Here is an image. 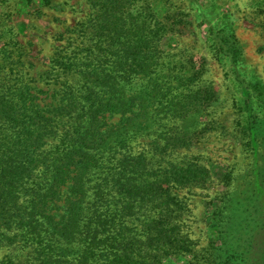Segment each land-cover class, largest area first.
<instances>
[{"label": "trees", "instance_id": "obj_1", "mask_svg": "<svg viewBox=\"0 0 264 264\" xmlns=\"http://www.w3.org/2000/svg\"><path fill=\"white\" fill-rule=\"evenodd\" d=\"M83 1L89 12L56 37L48 90L33 83L16 35L0 42V264H162L178 253L216 264L181 229L182 191L204 188L212 170L163 159L212 129L185 126L217 101L204 61L163 50L166 26L140 0ZM251 3L264 33V0ZM208 38L237 88L249 159L222 172L221 194L245 199L255 179L252 201L263 212L264 84L243 67L231 27L210 26ZM262 224L257 246L264 216ZM252 254L251 264H264L263 251Z\"/></svg>", "mask_w": 264, "mask_h": 264}, {"label": "rangeland", "instance_id": "obj_2", "mask_svg": "<svg viewBox=\"0 0 264 264\" xmlns=\"http://www.w3.org/2000/svg\"><path fill=\"white\" fill-rule=\"evenodd\" d=\"M42 5L37 0L31 5L23 0H0V42L15 40L25 46V55L33 83L48 90L47 60L62 42L56 37L67 27L73 26L89 12L83 0H53ZM140 5L150 7L154 21L166 26L161 39L163 50L193 55L204 61L203 79L217 91V101L201 117L188 121L185 126L210 129L199 138L191 139L190 148L179 149L164 156V160L195 159L212 170V178L203 187L182 191L188 209L181 228L196 250L210 247L216 264H251L252 253L264 252V244L257 246V236L263 233L264 211L253 203L252 186L245 189L246 198L237 194L222 196L218 178L227 167L242 170L249 162L241 150L239 123L241 121L238 91L234 87L227 67L213 53L208 38L210 26L228 25L243 49V67L250 76L264 84V33L260 22L262 14L252 7V0H140ZM195 5V6H194ZM192 7L202 10L199 14ZM39 10V14L34 15ZM2 34V36H1ZM10 34V35H9ZM3 39V40H2ZM48 83V84H47ZM55 85L53 88H57ZM113 122L116 119L112 120ZM194 122L198 125L195 126ZM137 149L148 146L142 139ZM258 184V180L256 181ZM249 188V189H248ZM259 222L260 224H257ZM253 236V237H252ZM214 246V247H213ZM214 248V250H213ZM5 254L0 249V259ZM190 253L170 256L162 264H191Z\"/></svg>", "mask_w": 264, "mask_h": 264}]
</instances>
